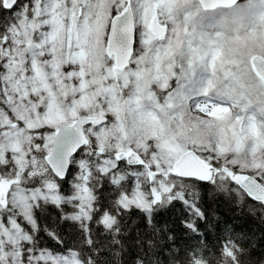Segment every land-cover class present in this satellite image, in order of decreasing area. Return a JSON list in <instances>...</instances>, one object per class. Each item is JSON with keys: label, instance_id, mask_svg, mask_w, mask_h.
<instances>
[{"label": "snow or ice", "instance_id": "1", "mask_svg": "<svg viewBox=\"0 0 264 264\" xmlns=\"http://www.w3.org/2000/svg\"><path fill=\"white\" fill-rule=\"evenodd\" d=\"M77 7L94 17V0H0V264H61L73 247L62 234L70 230L67 217L49 209L55 196L71 195L66 189L85 166L102 177L123 173L118 183L109 179L118 189L110 194L129 197L138 187L146 202L117 205L138 214L136 247L126 248L132 264L145 257L155 264L156 254L169 264L191 259L190 246L165 251L158 238L172 239L173 224L194 236L214 227L221 218L206 205L233 202L218 181L242 202L264 204L252 194L264 187V143L253 150L255 141L224 142L228 127L264 128V53H244L237 43L250 23L264 31V0H107L95 62L81 61L82 45L73 42L55 64L54 22L63 18L67 28ZM209 10L219 15L206 18ZM34 62L47 87L34 78ZM198 70L205 75L194 89ZM147 119L158 120L162 134H145ZM177 157H191L206 174L174 171ZM235 234L243 243L233 249L234 264H254L258 239Z\"/></svg>", "mask_w": 264, "mask_h": 264}, {"label": "trees", "instance_id": "2", "mask_svg": "<svg viewBox=\"0 0 264 264\" xmlns=\"http://www.w3.org/2000/svg\"><path fill=\"white\" fill-rule=\"evenodd\" d=\"M98 167L100 168V165ZM90 172L86 184L92 191V204L86 220L73 218L72 210L65 201H63L62 208L58 203L56 207L49 209L57 217L61 215L67 217L65 226L70 231L62 234L66 235L69 243L73 244L67 252H73L75 257L84 264H132L126 248L136 247L134 242L137 235L133 220L138 214L135 209L124 213L117 208V197L110 193L114 194L118 189L110 187L109 179L114 183L111 177H102L94 170ZM218 185L221 191L232 195L233 202L218 201L214 205H206L221 218L215 222L214 227L205 228L202 235L194 236L182 231V226L173 224L169 227V231L173 232L172 239L166 238L164 233H161L158 238L165 251L167 247L181 250H186L188 246L191 247V251L188 252L191 259L181 255L179 260L172 261L171 264H234L233 249L239 248L243 243L235 234L240 232L250 236L254 234L258 239L257 251L252 253L257 257L254 264H264V261L259 258L264 256V252L259 251L264 246V206L247 198L242 202L243 198L235 188L223 181H218ZM159 216H164L163 211L159 213ZM105 217L108 218V223L104 222ZM160 223H165V220L160 219ZM225 226L231 229V232L226 231ZM117 233L120 235L117 236ZM113 240L117 243L113 244ZM159 247L158 243L157 248ZM99 248L103 251L97 254L96 249ZM144 264H153V260L145 257ZM155 264H169V261L156 254Z\"/></svg>", "mask_w": 264, "mask_h": 264}, {"label": "rangeland", "instance_id": "3", "mask_svg": "<svg viewBox=\"0 0 264 264\" xmlns=\"http://www.w3.org/2000/svg\"><path fill=\"white\" fill-rule=\"evenodd\" d=\"M96 4L95 15L92 16V9H89L88 14L81 17V9L79 7L71 11L67 28L65 27V21L63 18L56 19L55 30L49 39L54 41L57 55L54 57V63L59 64L60 62V50L64 49V55L67 56L68 46L73 42L82 45L78 53V57L81 61L87 62L89 65H92L95 62L96 56L99 53V44L103 39L104 33V24L107 20V0H94ZM219 15V10L209 11L204 13L206 18ZM90 17H92L90 19ZM207 23V19L205 20ZM240 33L243 36L244 33H247L246 36H243L237 43L241 51L244 53H264V31L260 30L255 23H250L247 28H241ZM230 35H234L231 34ZM177 68L180 69L178 75L183 72L181 65H177ZM33 69L35 72V79L40 82V86L47 87L46 74L35 64L33 63ZM197 79L193 81V88H198L200 83H202V78L200 76L205 75L203 70L197 71ZM175 83V82H174ZM51 110V104H50ZM224 113L217 111L215 113V119L223 120ZM142 127L145 134L147 135H157L158 129L160 130L159 134H162V126L158 120L147 119L143 122ZM247 139L249 143H253V150L256 148L257 143H264V128L256 127L253 129H248L247 131L240 133L232 127H228L224 132V142L225 146L232 143L233 140L237 144H240L241 140ZM169 154H174L176 148L172 144H166ZM247 154L241 153L242 159L246 157ZM107 167L100 165V172L106 171ZM91 172L85 166L84 171L79 175L78 180L71 181L72 187L68 189L71 192L70 196H65L60 198V196H55L57 204L60 201H65L72 212L71 215L78 220H86L89 212V208L92 204V191L89 188V185L86 184L88 181L87 176ZM123 173H118L116 176L111 177L114 180V183H118L122 179ZM123 188H127L128 185H122ZM6 187V185H4ZM117 197L118 204L127 205L131 202H135L140 206L145 205V201L137 187L129 197L124 196L123 191L119 192ZM64 199V200H63ZM104 222L108 223V218L105 217ZM61 264H82L79 260L75 258V255L68 251L65 256L60 257Z\"/></svg>", "mask_w": 264, "mask_h": 264}, {"label": "water", "instance_id": "4", "mask_svg": "<svg viewBox=\"0 0 264 264\" xmlns=\"http://www.w3.org/2000/svg\"><path fill=\"white\" fill-rule=\"evenodd\" d=\"M117 68V65L114 64V69ZM173 170L178 172H183L186 174H196V175H205L207 172L206 167H204L199 162L193 160L191 157H178L176 162L173 165ZM247 177H239V181L243 183ZM257 191L252 192L253 195L264 199V187L259 185L256 186ZM256 202V201H255ZM264 206V204H262Z\"/></svg>", "mask_w": 264, "mask_h": 264}]
</instances>
